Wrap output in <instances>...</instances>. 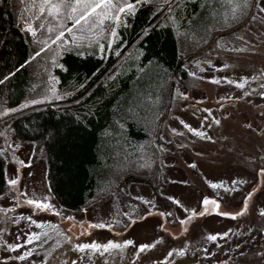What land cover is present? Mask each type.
Wrapping results in <instances>:
<instances>
[{
	"label": "rangeland",
	"instance_id": "obj_1",
	"mask_svg": "<svg viewBox=\"0 0 264 264\" xmlns=\"http://www.w3.org/2000/svg\"><path fill=\"white\" fill-rule=\"evenodd\" d=\"M254 2L240 24L233 13L223 19L216 43L185 64L194 79L200 77L196 88L177 80L172 89L157 129L164 150L159 196L132 181L109 199L67 208L48 186L45 150L33 156L34 142L8 130L13 154L5 176L17 183L0 194V264H264V238L232 260L222 247L235 227L248 229L264 213V12L255 6L264 8V0ZM50 89L46 96L53 98ZM205 196L218 205L202 204ZM29 199L42 201L39 210ZM240 208L245 210L237 216L220 214ZM209 234L217 239L208 240ZM108 241L118 247L93 246Z\"/></svg>",
	"mask_w": 264,
	"mask_h": 264
},
{
	"label": "trees",
	"instance_id": "obj_2",
	"mask_svg": "<svg viewBox=\"0 0 264 264\" xmlns=\"http://www.w3.org/2000/svg\"><path fill=\"white\" fill-rule=\"evenodd\" d=\"M254 1L248 0L249 7ZM129 2L133 10L118 20L98 22L91 34L76 27L57 40L59 21L32 20L33 36L24 27L30 14L24 6L0 0V112L14 109L0 115V194L13 154L9 130L34 142L33 156L45 150L48 186L67 208L109 199L132 181L148 184L159 196L164 150L157 129L170 109L172 89L177 80L196 86L200 77L194 79L185 64L216 43L223 34L217 26L232 17L236 0ZM249 7L235 13L236 25ZM64 27L74 26L65 18L60 31ZM54 82L57 95L44 99ZM261 215L223 241L229 260L264 238Z\"/></svg>",
	"mask_w": 264,
	"mask_h": 264
},
{
	"label": "snow or ice",
	"instance_id": "obj_3",
	"mask_svg": "<svg viewBox=\"0 0 264 264\" xmlns=\"http://www.w3.org/2000/svg\"><path fill=\"white\" fill-rule=\"evenodd\" d=\"M18 3L23 5L24 8L22 11H28L30 14L24 18V27L27 32L31 33L33 36L36 35V31L31 23L32 20H36L38 17L40 20H43L45 16L50 17L52 21H59L60 23L56 24V31L58 33L57 40H59L64 32L72 31L75 32L76 27H80L82 30L87 31L89 34L92 33V29H95L97 27V23H102L105 19H116L118 20L119 17L124 14L126 11L131 12L133 10L132 3L129 2V0H29L28 3H26V0H18ZM259 11L264 12V8L259 7V5H255ZM249 7L248 0H236L235 3L232 4L233 8V15L237 11L243 12L245 8ZM67 19L68 21L72 22V25L74 27L68 28L64 27L63 31H60V28L62 27V22L64 19ZM90 26V27H89ZM52 30V27L50 25L49 31ZM114 33V30H113ZM83 38V36L81 37ZM67 43V42H65ZM75 43V40L73 41ZM48 47V43L45 42L44 48ZM43 51V49H41ZM55 59V57H53ZM27 63V61H25ZM9 76L12 75L11 72L8 73ZM7 79V77H5ZM54 79V78H53ZM53 94L55 93V89H50ZM261 95H264V93H261ZM44 99H49V96L43 97ZM57 99H59V96H56ZM29 104H35L37 103L36 100H29ZM14 109H10L5 107L3 109V112H0V115L7 114L8 112L13 111ZM183 123V122H182ZM216 123H219V121H216ZM185 128H188L190 131H196L195 129H192L190 125L184 124ZM173 132H176V129H172ZM197 135H201V133L197 132ZM261 172L264 173V168L261 169ZM235 182V181H234ZM8 183L10 185H15L17 181L15 179H9ZM255 189L252 190V192H249L247 197L244 199L247 200L248 197H251ZM169 201H173L177 206L180 205V201L176 200L175 197L169 196L167 197ZM29 204H34L37 206V210H39V206L41 205L42 201L38 199H29L27 201ZM211 203L212 205H218V201L216 199H211L208 196H205L202 200V204L208 205ZM47 207H51V205H48ZM244 208H240L239 212L235 213H229L227 211L221 212L220 214L223 216H237L244 212ZM185 211H189L188 209H185ZM213 211H216V208H213ZM203 214V213H200ZM264 215V213H261ZM162 216L164 215H171V213H161ZM143 217H141L142 219ZM181 223H184V220H181ZM160 227H163L161 225ZM2 231V229H0ZM264 231V229H262ZM222 235H227V233H223ZM208 240H215L217 239V235L209 234L207 236ZM123 243L125 245H131L133 243L132 240H124ZM95 247H103L107 249L109 246L112 247H118V245L114 244L112 241H108L106 244L103 245H93ZM153 244H139L138 250H144L145 248H152ZM13 247H19V245H9V248ZM80 248H84L85 245L81 244L79 245ZM180 252H183V249L180 250ZM173 255L172 251H169L167 256L170 257ZM167 258V257H166ZM17 259H23L22 256H18Z\"/></svg>",
	"mask_w": 264,
	"mask_h": 264
},
{
	"label": "flooded vegetation",
	"instance_id": "obj_4",
	"mask_svg": "<svg viewBox=\"0 0 264 264\" xmlns=\"http://www.w3.org/2000/svg\"><path fill=\"white\" fill-rule=\"evenodd\" d=\"M262 87H264V85H263ZM261 93H263V92H261ZM261 93H260V95H261ZM261 96H264V95H261ZM185 258H186V257H185ZM181 263H182V260H181ZM185 264H187V263H186V259H185Z\"/></svg>",
	"mask_w": 264,
	"mask_h": 264
},
{
	"label": "water",
	"instance_id": "obj_5",
	"mask_svg": "<svg viewBox=\"0 0 264 264\" xmlns=\"http://www.w3.org/2000/svg\"><path fill=\"white\" fill-rule=\"evenodd\" d=\"M262 90H263V93H264V87H263V89H262ZM263 233H264V231H263Z\"/></svg>",
	"mask_w": 264,
	"mask_h": 264
}]
</instances>
